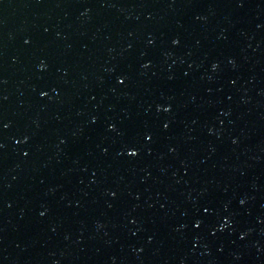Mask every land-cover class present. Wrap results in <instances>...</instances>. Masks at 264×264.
<instances>
[{"label":"water","instance_id":"water-1","mask_svg":"<svg viewBox=\"0 0 264 264\" xmlns=\"http://www.w3.org/2000/svg\"><path fill=\"white\" fill-rule=\"evenodd\" d=\"M0 144V264H264V0H0Z\"/></svg>","mask_w":264,"mask_h":264},{"label":"snow or ice","instance_id":"snow-or-ice-1","mask_svg":"<svg viewBox=\"0 0 264 264\" xmlns=\"http://www.w3.org/2000/svg\"><path fill=\"white\" fill-rule=\"evenodd\" d=\"M174 43H178V41H174ZM146 66H147V65H146ZM119 83L123 84V83H124V80H120ZM42 95H47V93H42ZM168 110H169V109H165V111H168ZM4 127H7V125H4ZM165 127H167V125H165ZM148 139H151V137L149 136ZM2 147H3V145L0 144V148H2ZM128 154H129L130 156H136L138 153H137V151L133 150V151H130ZM25 155H27V153H26ZM240 203L243 204L244 201H241ZM205 211H207V209H205ZM43 214H44V213H41V215H43ZM224 223H225V225L228 224V219H227V218L224 220ZM195 226H196L197 228H199L201 225H200L199 223H197ZM241 238L243 239V237H241Z\"/></svg>","mask_w":264,"mask_h":264}]
</instances>
